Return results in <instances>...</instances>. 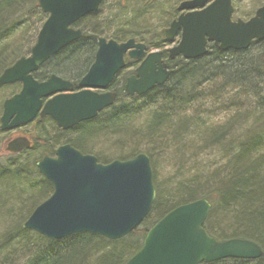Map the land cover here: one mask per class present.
Instances as JSON below:
<instances>
[{
	"label": "trees",
	"instance_id": "1",
	"mask_svg": "<svg viewBox=\"0 0 264 264\" xmlns=\"http://www.w3.org/2000/svg\"><path fill=\"white\" fill-rule=\"evenodd\" d=\"M151 1L157 4L159 0ZM105 2L96 12L74 24L83 30L84 41H89L72 43L52 56L42 68L43 74L50 71L63 76L74 74L76 64L84 55L95 54L96 40L100 36L116 41L134 37L148 48L161 49L167 56L164 30L156 35L152 32L142 35L141 28L146 29L142 26L148 21L144 14L138 12L123 21L120 14L113 12L117 7L102 13ZM135 10L139 11L138 8ZM176 10L175 6L173 11H168V25L176 17ZM122 17H126V13ZM45 19L38 0H0V71L12 59L25 54L34 43L23 39L20 41L28 42L23 46L17 42L9 43V40L29 37L33 26L35 38ZM83 20L88 23L80 26ZM254 46L260 48L255 57L251 56ZM221 84L238 88L245 97L250 96L263 104L264 41H254L244 51H221L209 44L208 52L197 59H177L173 73L162 86L144 96L120 95L111 108L76 128L74 137L68 142L83 153L94 154L92 150L105 140L109 154L96 155L101 163L114 158L128 159L140 152L147 153L150 158L156 190L154 203L143 221L119 239L81 232L50 240L22 227L33 209L53 191L52 183L38 172V159L34 154L38 152L41 158L48 146L52 151L53 146L60 144L62 138H68L69 133L58 137L61 140L44 134L32 136L34 144L40 146L37 151H23L8 156L7 160L0 154V225L7 226L0 233V264H4L5 256L13 257L16 249L18 256L28 258L26 264H125L140 249L149 228L164 214L179 204L199 198H206L211 204L204 223L209 234L218 240L248 238L262 249L261 256L256 259L224 258L200 264H264V152L261 149L264 127L244 134L236 144L222 145L220 136L223 132L214 125L204 126V119H199V111L204 110L208 98L214 97L218 102L217 97L222 94L219 90L213 94V86L216 88ZM186 113L192 116L187 117ZM143 116L146 117L143 121L137 119ZM88 128L91 130L87 136ZM7 135L8 132L0 131V143ZM196 138L202 146L208 142L220 145L223 162L208 170L191 165L199 146ZM157 153L165 162L172 158L171 164L176 162L180 167L162 185L153 170ZM112 154L114 157L109 158ZM11 263L12 260L8 264Z\"/></svg>",
	"mask_w": 264,
	"mask_h": 264
},
{
	"label": "water",
	"instance_id": "2",
	"mask_svg": "<svg viewBox=\"0 0 264 264\" xmlns=\"http://www.w3.org/2000/svg\"><path fill=\"white\" fill-rule=\"evenodd\" d=\"M102 1L38 0L47 18L29 56L19 58L0 75V86L22 83L20 92L3 104L2 130L26 124L38 112L41 117L50 116L58 127L68 129L113 104L115 93L98 94L92 89L107 87L124 66L126 52L137 60L142 58L146 45L134 38L118 43L100 37L94 62L79 82L84 88L80 92L68 93L71 82L55 74L43 82L32 76L51 56L82 37V30L73 24L97 11ZM207 2L184 0L179 4L178 10L192 11L181 14L165 31L166 39L171 41L181 30L179 43L169 49L171 57L199 58L206 54L208 42L221 51H241L254 40H264V4L249 19L233 21L232 0H213L206 5ZM161 55V51H153L145 56L136 76L128 78V94L142 95L169 78L171 70ZM30 144L27 137L17 136L7 141L6 149L18 153ZM36 166L52 183L53 191L33 209L22 227L50 240L81 232L119 239L143 221L154 203L152 168L144 152L101 163L96 156L64 144L56 149L54 157L43 156ZM210 207L207 199L199 198L169 210L147 231L142 246L125 264H199L224 258H259L262 249L255 241L243 237L218 240L207 232L203 225Z\"/></svg>",
	"mask_w": 264,
	"mask_h": 264
},
{
	"label": "rangeland",
	"instance_id": "3",
	"mask_svg": "<svg viewBox=\"0 0 264 264\" xmlns=\"http://www.w3.org/2000/svg\"><path fill=\"white\" fill-rule=\"evenodd\" d=\"M150 1L151 0H106L102 9V13H107L109 12V10L113 11L116 7H124V9L118 8L113 12L120 14L123 21H127L133 18V14H137L138 12H140V14H144V17L149 21H145L142 27L145 26L147 28H141L140 33L142 35H148L150 34V32H152L156 35L168 27V23L166 22L167 17L170 15L168 14V11H173V8L177 6L180 0H159L157 4ZM263 2L264 0H235L234 6L236 8V13H234L233 18L236 19V17H239L242 19H246L247 17L251 16L255 9H257ZM135 8H138L139 11H136ZM158 8H162V10L158 12L154 11ZM125 13L126 17H122ZM111 16L112 14H110V17ZM87 23V20H83L80 26L85 25ZM29 34L30 36L27 38L10 39L9 43L17 42L23 44L24 46L28 42L20 40L24 39L31 42L34 41L36 38H34V26L32 29L30 27ZM6 42H8V40ZM20 46L21 52H24V48H22V45ZM167 47H169V45ZM150 49L153 50L154 47H151ZM259 52L260 48L258 46H254L251 48V56L255 57L256 55H258ZM9 57L8 59H11ZM217 83L220 84V82ZM215 87L216 88H214L213 86V94L216 90H219L222 95L217 97L218 102L214 100V97L208 98V102L205 105L204 110L199 111V119L201 117L202 119H204V123H206V125L204 124V126L214 125L217 127V129L223 132V134L220 136V140H222L221 142H224L222 143V145L227 146L228 144H236V141L239 140L240 137H243L244 134L248 135V133L257 132L262 127H264L263 100V104H258V102H256L250 96L246 95L248 97L247 98L242 95L243 93L240 92L241 90H238V88L236 89L235 87H230L225 84L216 85ZM209 92L210 91H207L206 93ZM185 115L187 117L192 116L190 113H186ZM145 118L146 117L143 116L142 119H137L139 121H143V119ZM29 129L30 131L32 130L31 127L27 128V130ZM41 130L42 132H47V130H51L50 124L47 122L42 123ZM90 130L91 129L88 128V130L86 131L87 136L88 134H90ZM262 135L263 137L261 141H263V144H261V149L264 152V129ZM15 136V131L8 133V136L3 139V142L5 143L7 139ZM198 140L196 138V142L199 146L196 150L197 153L195 154L196 156L194 157V162L192 161L191 165H199L200 168L203 167L208 170L212 169L217 164L223 162V148L220 149V145H217L214 142H208L206 145L202 146L198 143ZM104 142L105 140H102L101 144L96 145V147L92 150L94 153L93 155L96 156L97 154L103 155L105 154V152L108 153L106 149L108 146H106ZM0 154L4 155V158H6L5 160L9 158L8 156L13 155L6 152H2V145H0ZM22 154L25 155L26 152ZM34 156L39 159L38 152L35 153ZM110 157L113 158V154L110 155L109 158ZM172 160L173 159L171 158V161ZM171 161L165 162L164 157L159 156L158 153L155 156L153 170L155 169V172L157 173V180L161 185L167 180L168 176H174L177 173V170L180 168L176 166V162L174 164H171ZM191 172H194V169ZM6 227L0 225V233H2L3 229ZM15 251V255L10 258V260H12L13 262L11 264H20L22 255L18 256L17 249ZM7 257L8 256H5V258ZM4 264L8 263H6V261L4 260Z\"/></svg>",
	"mask_w": 264,
	"mask_h": 264
},
{
	"label": "flooded vegetation",
	"instance_id": "4",
	"mask_svg": "<svg viewBox=\"0 0 264 264\" xmlns=\"http://www.w3.org/2000/svg\"><path fill=\"white\" fill-rule=\"evenodd\" d=\"M176 11H177V15H176V17H174L175 20L181 14H186L187 13V11H180L178 9ZM180 34H181V30H178L175 38L169 44V47L178 43V41L180 39ZM79 41H83L84 43H86L84 41V39L78 40L76 42H79ZM123 41H125V40H123ZM123 41H118V42L120 43V42H123ZM96 43H97V40H96ZM169 47H167V49H168L167 56L163 55V53H162L161 58H162L163 62L167 65V69L172 70V73H173V68H174V66H176V64H175L176 60L179 59V58H182V56L179 55V56L171 57V55L169 53ZM29 52H27L26 54H22V55H20V56H18L16 58L12 59L0 71V75L6 68H8L11 65H13L16 60H18L19 58H21L23 56H28ZM94 59H95V54L94 55H90V54L84 55V58L82 60L80 59L79 62L76 64L77 66L75 67V70H76V71H74L75 73L72 74V75H68V76H63V75H61L59 73H55L53 71L46 72L45 74H43L42 73V68L45 66V64L48 63L49 60H47L41 66H39L38 70L32 72V76H33L34 80H36L38 82H43V81H46L52 74H55V75L59 76L60 78L71 82L72 86L67 91L68 93H77V92H80V91H82L84 89L83 87L79 86V82L81 81L83 76L90 69L91 65L94 62ZM123 60H124V66L115 73V75L113 76L112 80L109 82L107 87L102 88V89H99V88H93L92 89L94 92H97L98 94L105 93V92L115 93L116 94V99H115V102L112 105L117 103V100L119 99L120 95H124L126 97H128V96H131V97L132 96H144V95L148 94L150 91H152L154 88L161 86V85L160 86H155L154 88H152L151 90H149L148 92H146L145 94H142V95H137V94L130 95V94H128L126 92V90H125L126 83H127L129 77L136 76V71H137V68L139 67V65H140V63L142 61V58L137 60L135 58L130 57L128 53H125L124 56H123ZM21 88H22V83L21 82H12V83L3 84V85L0 86V117H1V115L3 113V104H4L5 100H7L8 98L12 97L14 94H17L18 92H20ZM52 96L43 99V103L46 102ZM112 105H110L109 107L104 108L101 111H99L94 118L79 122L78 124L68 128V129H63V128L58 127L56 122L50 116L41 117L39 112H38L37 115L35 116V118L33 120H31L30 122H28L26 124H23V125H20L18 127H15L13 129H9V130H1V128H0V131H4V132H8V133H10L12 131H15L16 136H25L29 140H31L30 147L22 150L21 152L27 151V150H31V151L32 150H36V151L39 150L40 146H37V144H34L32 136L35 137V136H40V135L44 134L46 136H49L51 139H53L55 137L58 139V137L59 138L61 136L63 137V135L65 133H69L70 134L69 136H71V137L68 136V138H62V140L58 139V140H61L60 144L54 145L52 151H50L51 147L48 146V150L46 151V153L41 155L42 157L43 156H54L57 147H59L60 145H63V144H70L71 145V143H69L68 141H70L69 139L74 137L73 134L75 133V130H76L77 127H79L83 123H87V122H91V121L95 120L97 117L100 116V114L103 111H105L106 109L111 108ZM42 122L43 123L44 122H49L51 130H47V132H45V133L42 132V130H41ZM29 127H31V129H32L31 131H30V129L27 130V128H29Z\"/></svg>",
	"mask_w": 264,
	"mask_h": 264
},
{
	"label": "bare ground",
	"instance_id": "5",
	"mask_svg": "<svg viewBox=\"0 0 264 264\" xmlns=\"http://www.w3.org/2000/svg\"><path fill=\"white\" fill-rule=\"evenodd\" d=\"M118 8H120V7H117L116 9H118ZM149 22V21H148ZM0 145H2V152H8V150L6 149V146L3 144V143H0ZM28 218V217H27ZM6 263H9V261H10V258L9 257H7L6 258ZM27 261H28V258H26V256H22V259H21V263L20 264H26L27 263Z\"/></svg>",
	"mask_w": 264,
	"mask_h": 264
}]
</instances>
